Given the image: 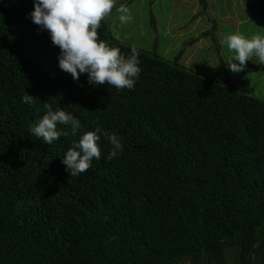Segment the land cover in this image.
I'll return each instance as SVG.
<instances>
[{
  "label": "trees",
  "instance_id": "obj_1",
  "mask_svg": "<svg viewBox=\"0 0 264 264\" xmlns=\"http://www.w3.org/2000/svg\"><path fill=\"white\" fill-rule=\"evenodd\" d=\"M33 10L0 0V264H264V99L138 47L132 90L74 80ZM98 38L131 53L109 16ZM47 102L77 135L30 134ZM97 128L101 159L70 177L63 155Z\"/></svg>",
  "mask_w": 264,
  "mask_h": 264
},
{
  "label": "clouds",
  "instance_id": "obj_2",
  "mask_svg": "<svg viewBox=\"0 0 264 264\" xmlns=\"http://www.w3.org/2000/svg\"><path fill=\"white\" fill-rule=\"evenodd\" d=\"M34 10L28 15L41 31L47 30L52 44L58 46L59 68L70 73L74 80L87 74L92 85H110L118 90H132L140 78L141 67L137 48L125 55L119 48L109 46L98 38L101 21L108 17L115 7L119 21L124 24L132 19L128 5H115V0H33ZM227 48L234 53L227 67L234 73L245 71L248 61L264 64V36L253 35L246 38L242 34H229L224 37ZM21 101L33 105L35 99L26 93ZM46 113L34 125L30 134L45 144H52L61 136L67 135L58 124L70 127L71 134L77 135L82 128L80 120L63 108L53 109L52 104L44 103ZM100 129L88 131L79 136L63 155L62 163L70 177L86 173L93 160L101 159ZM112 146L105 159L116 157L124 151V145L116 133L107 137Z\"/></svg>",
  "mask_w": 264,
  "mask_h": 264
},
{
  "label": "rangeland",
  "instance_id": "obj_3",
  "mask_svg": "<svg viewBox=\"0 0 264 264\" xmlns=\"http://www.w3.org/2000/svg\"><path fill=\"white\" fill-rule=\"evenodd\" d=\"M120 4L132 15L124 24L115 7L109 15L121 42L213 78L228 75L235 87L264 99V71H251L262 64L253 57L245 71L232 72L227 63L234 53L224 42L229 34L264 36V0H115Z\"/></svg>",
  "mask_w": 264,
  "mask_h": 264
}]
</instances>
